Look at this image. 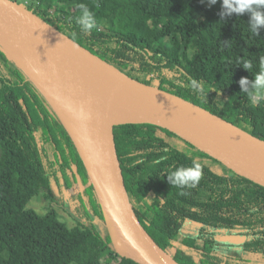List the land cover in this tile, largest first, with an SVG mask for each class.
I'll return each mask as SVG.
<instances>
[{
    "label": "trees",
    "instance_id": "obj_1",
    "mask_svg": "<svg viewBox=\"0 0 264 264\" xmlns=\"http://www.w3.org/2000/svg\"><path fill=\"white\" fill-rule=\"evenodd\" d=\"M31 1L29 10L131 78L264 140V100L252 106L239 83L252 80L264 58V27L258 36L251 32V11L238 14L222 0L211 6L209 0ZM81 3L96 20L89 33L78 23ZM244 60L253 63L249 72ZM193 79L204 82L203 98L191 88ZM114 134L134 209L148 233L172 250L187 227L196 228L191 254L174 256L179 263L264 260V187L160 127L127 124ZM188 150L204 175L197 187L181 190L168 183L165 172L190 166ZM132 172L137 179L130 178ZM55 186L69 191L75 227L60 220L53 206L45 215L29 208L44 190L52 197ZM234 236L247 240H227ZM0 264H137L114 250L84 163L60 118L1 48Z\"/></svg>",
    "mask_w": 264,
    "mask_h": 264
},
{
    "label": "water",
    "instance_id": "obj_2",
    "mask_svg": "<svg viewBox=\"0 0 264 264\" xmlns=\"http://www.w3.org/2000/svg\"><path fill=\"white\" fill-rule=\"evenodd\" d=\"M0 48L70 135L120 257L137 264H181L148 233L134 209L116 144L117 126L165 129L264 187V140L200 105L131 78L12 0H0ZM115 112L128 119L114 123ZM234 237L243 239L230 240ZM234 237L229 241L247 240Z\"/></svg>",
    "mask_w": 264,
    "mask_h": 264
},
{
    "label": "clouds",
    "instance_id": "obj_3",
    "mask_svg": "<svg viewBox=\"0 0 264 264\" xmlns=\"http://www.w3.org/2000/svg\"><path fill=\"white\" fill-rule=\"evenodd\" d=\"M216 2L217 0H209V6ZM201 3H204V0H201ZM222 6L238 14L251 11L252 15L249 21L251 32L256 36L259 35L258 29L264 27V0H222ZM77 7L81 11V15L78 18L80 28L82 32L89 33L96 26L94 14L83 3L77 5ZM220 16L223 19L224 13L221 12ZM242 67L249 72L253 68V63L251 60H244ZM259 69L252 80L244 77L239 81L241 92L246 94L252 106H256L260 101L264 100V58L260 60ZM190 86L202 98L205 96L203 81L193 79L190 81ZM184 155L191 159L190 166H179L174 170L165 172L168 183L172 187L181 190L197 187L204 175L202 164L198 158L192 156L191 150L186 151ZM161 159H165V157ZM156 163L159 164L160 160H157ZM181 194H184L183 191H181Z\"/></svg>",
    "mask_w": 264,
    "mask_h": 264
},
{
    "label": "rangeland",
    "instance_id": "obj_4",
    "mask_svg": "<svg viewBox=\"0 0 264 264\" xmlns=\"http://www.w3.org/2000/svg\"><path fill=\"white\" fill-rule=\"evenodd\" d=\"M31 2H32L31 0H20L19 4L28 8L29 5H31ZM164 134H167L168 136H172L168 132H164ZM172 137L175 138V136H172ZM163 140L166 141V139H163ZM168 140L171 141L170 138H168ZM177 140L178 141H176V143H178V144H179V142L184 143L181 140H179L178 138H177ZM205 163L209 164V161L205 160ZM69 167H70V165H69ZM128 175L130 176V178L132 180L137 179L136 175L133 172L129 173ZM76 180H77V178H76ZM65 195H66L67 199L65 198ZM70 198H71V196L69 194V191L65 187L55 186L54 187V194L52 197H51V194L49 191L44 190L41 193V195H39L38 197H35L31 201L29 208L34 209L36 212H38L41 215H45L49 211L50 206L55 205L57 213L60 216L59 219L62 220L63 222H65L66 224H68V226L72 228V227H75L77 224V222H76L77 213L74 209V206L70 202ZM65 200H68L69 203L66 204ZM195 232H196L195 227H193V226L187 227L181 235V241L178 243H175L172 250L170 248V249H167V251L171 252V254L173 256H175V254L179 251H182L186 255L191 254L190 248L194 246L195 241H196ZM242 239L243 238H241V237L240 238H237V237L230 238V240H242ZM227 240H229V239L227 238ZM255 260H257L256 263L264 264V260H262L261 258H258Z\"/></svg>",
    "mask_w": 264,
    "mask_h": 264
},
{
    "label": "bare ground",
    "instance_id": "obj_5",
    "mask_svg": "<svg viewBox=\"0 0 264 264\" xmlns=\"http://www.w3.org/2000/svg\"><path fill=\"white\" fill-rule=\"evenodd\" d=\"M128 119V116L120 113V112H115L113 117H112V121L114 123H123Z\"/></svg>",
    "mask_w": 264,
    "mask_h": 264
},
{
    "label": "flooded vegetation",
    "instance_id": "obj_6",
    "mask_svg": "<svg viewBox=\"0 0 264 264\" xmlns=\"http://www.w3.org/2000/svg\"><path fill=\"white\" fill-rule=\"evenodd\" d=\"M67 204V203H66ZM55 208V205H52ZM56 209V208H55Z\"/></svg>",
    "mask_w": 264,
    "mask_h": 264
}]
</instances>
